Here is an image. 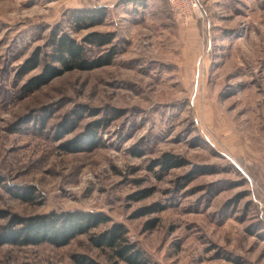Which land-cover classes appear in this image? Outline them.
Wrapping results in <instances>:
<instances>
[{
	"label": "rangeland",
	"instance_id": "374dc122",
	"mask_svg": "<svg viewBox=\"0 0 264 264\" xmlns=\"http://www.w3.org/2000/svg\"><path fill=\"white\" fill-rule=\"evenodd\" d=\"M193 1L185 25L167 0H118L86 28L70 16L93 0H0V264H128L90 241L115 226L142 264H264V0ZM92 32L113 36L84 45L108 65L25 88L53 37ZM51 214L99 223L10 241Z\"/></svg>",
	"mask_w": 264,
	"mask_h": 264
},
{
	"label": "trees",
	"instance_id": "16d2710c",
	"mask_svg": "<svg viewBox=\"0 0 264 264\" xmlns=\"http://www.w3.org/2000/svg\"><path fill=\"white\" fill-rule=\"evenodd\" d=\"M105 14L104 8L93 6L73 11L70 17L76 26L85 23L86 28H90L102 23ZM112 39V34L96 32L85 35L82 43L76 42L66 34L53 37L50 41V62L45 66L42 73L29 80L25 88L28 91L38 89L48 83L52 78L64 72L89 71L108 65L115 54L114 48L97 57H91L87 54L84 45L103 48L109 45ZM37 57L38 55L35 54L30 60L23 63L21 72L25 73L34 69L37 65ZM54 63H58L59 66L53 65ZM77 147L78 145H76ZM173 159V156L165 154L161 159V163L166 168L174 167L173 165H177V162ZM92 221L95 223L94 225L99 223V221L92 219L89 215L67 214L55 216V214H51L46 217L21 220L22 227L11 232L12 235L9 237L10 241L20 245L48 242L56 246H61L68 243L73 237L87 233ZM13 222L15 223L16 219ZM124 235L125 231H123L122 227L115 226L106 233L92 238L90 241L95 246L110 248L119 259L124 260L128 264H142L140 254L133 245L126 243ZM78 262V264L85 263Z\"/></svg>",
	"mask_w": 264,
	"mask_h": 264
},
{
	"label": "built area",
	"instance_id": "2783aa9c",
	"mask_svg": "<svg viewBox=\"0 0 264 264\" xmlns=\"http://www.w3.org/2000/svg\"><path fill=\"white\" fill-rule=\"evenodd\" d=\"M99 7H112L118 0H93ZM175 22L185 25L190 18H200V9L193 0H167Z\"/></svg>",
	"mask_w": 264,
	"mask_h": 264
},
{
	"label": "crops",
	"instance_id": "0c3cea01",
	"mask_svg": "<svg viewBox=\"0 0 264 264\" xmlns=\"http://www.w3.org/2000/svg\"><path fill=\"white\" fill-rule=\"evenodd\" d=\"M121 1H123V0H121ZM124 2L127 3L128 0H124ZM132 2H136V0H129V3H132Z\"/></svg>",
	"mask_w": 264,
	"mask_h": 264
}]
</instances>
